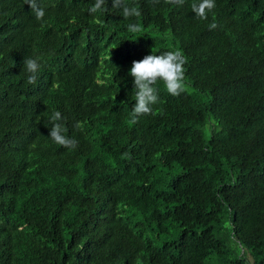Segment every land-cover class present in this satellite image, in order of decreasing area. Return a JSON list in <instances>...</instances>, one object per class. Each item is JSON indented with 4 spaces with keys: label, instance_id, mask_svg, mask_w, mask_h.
Segmentation results:
<instances>
[{
    "label": "trees",
    "instance_id": "trees-1",
    "mask_svg": "<svg viewBox=\"0 0 264 264\" xmlns=\"http://www.w3.org/2000/svg\"><path fill=\"white\" fill-rule=\"evenodd\" d=\"M38 2L43 20L0 0V264H264V0H215L207 20L194 0H126L129 19ZM174 50L186 90L158 81L132 123V62Z\"/></svg>",
    "mask_w": 264,
    "mask_h": 264
},
{
    "label": "clouds",
    "instance_id": "clouds-1",
    "mask_svg": "<svg viewBox=\"0 0 264 264\" xmlns=\"http://www.w3.org/2000/svg\"><path fill=\"white\" fill-rule=\"evenodd\" d=\"M158 2V0H157ZM170 4L183 5L184 0H166ZM24 3L30 5L31 11L37 20H43L46 15L45 9L40 5L38 0H24ZM113 8L121 9L122 16L129 19L133 16L139 17L140 11L135 6H130L126 0H112ZM107 0H95L94 4L88 9L89 14H96L107 11ZM216 7L215 0H194L191 9L196 17L201 20H207L208 13L212 12ZM8 12V11H5ZM9 24L17 22L21 13L16 14L11 11ZM16 16V17H15ZM218 25L215 21L209 24V29L214 30ZM128 31L137 33L141 31L139 24H129ZM24 68L30 74L27 78L28 84H34L37 80V73L40 71L41 65L39 58H25L23 61ZM186 57L179 50L167 51L162 54L146 55L141 60H134L129 75L133 78L135 89V105L131 113V122L136 123L140 116L153 114L152 106L159 103V92L155 87L158 81H163L167 92L173 96H179L186 90L185 65ZM36 93V90L34 89ZM63 120L60 111H54L50 117L52 127L50 128V138L58 145L65 148L74 149L77 141L73 137L66 135L68 129L60 121ZM79 129L80 123L73 125Z\"/></svg>",
    "mask_w": 264,
    "mask_h": 264
}]
</instances>
